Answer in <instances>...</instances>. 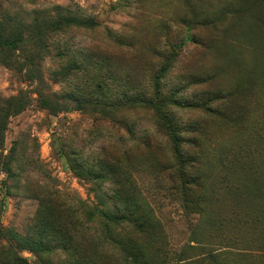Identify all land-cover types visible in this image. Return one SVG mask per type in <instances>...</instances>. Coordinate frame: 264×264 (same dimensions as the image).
<instances>
[{
  "label": "rangeland",
  "instance_id": "obj_1",
  "mask_svg": "<svg viewBox=\"0 0 264 264\" xmlns=\"http://www.w3.org/2000/svg\"><path fill=\"white\" fill-rule=\"evenodd\" d=\"M221 1L194 0L199 21L186 25L182 0H0V33L10 37L11 26L21 35L14 50L0 47V228L10 230L1 248L10 244L25 264L46 256L123 264L115 238L129 225L106 231L94 209L106 201L123 214L127 201L112 196L120 189L123 200L128 187L158 223L145 248L153 264H209L211 253L223 264H264V99L238 17L223 14ZM67 11L99 26L46 29L48 16ZM225 55L238 67L225 66ZM96 83L112 96L114 115L75 108ZM48 93L70 109L51 113L40 103ZM141 93L157 94L153 106L126 101ZM161 118L199 140L184 147L201 160L203 212L184 209L175 191ZM50 212L63 231L49 232ZM11 233L51 247L69 240L73 249L46 255Z\"/></svg>",
  "mask_w": 264,
  "mask_h": 264
},
{
  "label": "trees",
  "instance_id": "obj_2",
  "mask_svg": "<svg viewBox=\"0 0 264 264\" xmlns=\"http://www.w3.org/2000/svg\"><path fill=\"white\" fill-rule=\"evenodd\" d=\"M194 0H182V7L184 13L182 17L179 18V22L183 24L198 23V15L195 12L193 6ZM220 9L223 14L226 15V12L231 14L229 17L237 16L240 24L235 27V32L237 37L244 41L253 56V66L252 70V79L255 85L258 87L257 90L259 95L261 94L262 99H264V0H222ZM186 13V14H185ZM188 14V15H187ZM227 17V16H226ZM43 23L48 31H59L65 30L68 28H83V29H93L99 26L97 20L91 16L78 15L72 12L65 13H56L54 16H48ZM107 32H110L107 28ZM21 35H13V27L10 26V37H5L4 34L0 33V47L7 50H14L17 45H19ZM36 38V37H35ZM34 38V39H35ZM119 40V38H117ZM222 61L225 66H231L233 68L238 67V63L233 61V58L229 56H223ZM92 85V84H91ZM93 91L90 90L91 94L84 93V95L76 96L73 99L75 108L85 109L87 105L91 107H97L98 111L106 112L111 115H114L117 111L110 112L109 105L112 99V96L108 94L107 89L104 84L96 83L93 84ZM53 94H44L40 98V103L51 113H56L60 110L70 109L65 100H60ZM157 99L156 95L146 96L144 93L139 94L138 97L132 99L127 98L126 101H131L132 103H139L141 106H153L154 100ZM118 105V104H117ZM99 106V107H98ZM120 106V105H119ZM121 107V106H120ZM6 108H10V101L6 102ZM100 108V110H99ZM119 109V108H118ZM207 110L210 112L213 111V108L207 106ZM10 112V109L8 110ZM7 115V112L5 113ZM162 119L163 123H160V126L165 130V135L168 137V141L171 143V149L176 160V166L170 165V174L169 177L172 182L175 184V191L183 199V208L190 209L189 204L197 207V211H204L207 198L204 197V183L200 178L201 170L199 169V164L201 163L200 157L196 153H190V148L186 149L184 143H188L190 146L196 147L199 143V140L194 136H185L181 137V130L178 125L173 124V121L169 119ZM191 130H197L195 127H198L196 123L190 125ZM199 128V127H198ZM4 172L6 174L10 173V167L8 161L4 163ZM201 188V194L192 200H188V196H193L194 192ZM124 198H120V189L114 192L112 198L114 200L120 199V201L126 202L125 211L123 214L119 212H111L107 208V202L102 201V208L94 209V216L99 219V224L102 229L106 231L109 230L111 226L117 227L118 229L123 228V224H128L130 231L127 235L117 234L115 238V244L121 254L124 257L123 264H153V259L151 258L145 248L148 249L151 244H148L146 241L149 240L152 230L158 229V223L155 220V217L144 207H139L136 204H133V201L129 197V188L125 187L124 189ZM57 202H54L55 204ZM52 204V205H53ZM57 206L58 203H57ZM59 209V208H58ZM57 209V210H58ZM59 215V214H58ZM48 217L51 219V222L47 224V227L51 228L50 233L57 232L55 227L58 230L63 231V224H55L58 222V219H54L52 213L48 214ZM45 231L47 227L44 226ZM6 233L10 236V230L1 229L0 234ZM21 245L22 248H26L27 245H35L36 250L39 253H44L46 255H54V251L57 248L62 249L66 253H71L72 245L70 241H62V243L57 247H51L49 244L45 246L42 243H34L28 237L18 236L16 233H11ZM210 263L209 264H223L218 261L216 254H210ZM42 264H82L81 261L85 260L82 257H76V262L71 263L69 260H64L59 263L48 256L42 257ZM0 264H25L22 258L18 257L15 249L10 247V244L4 248L0 247ZM85 264H98L96 261L91 259H86Z\"/></svg>",
  "mask_w": 264,
  "mask_h": 264
}]
</instances>
